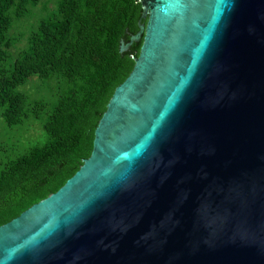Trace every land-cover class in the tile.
I'll use <instances>...</instances> for the list:
<instances>
[{
  "label": "water",
  "instance_id": "1",
  "mask_svg": "<svg viewBox=\"0 0 264 264\" xmlns=\"http://www.w3.org/2000/svg\"><path fill=\"white\" fill-rule=\"evenodd\" d=\"M137 1L90 156L0 264H264V0Z\"/></svg>",
  "mask_w": 264,
  "mask_h": 264
},
{
  "label": "trees",
  "instance_id": "2",
  "mask_svg": "<svg viewBox=\"0 0 264 264\" xmlns=\"http://www.w3.org/2000/svg\"><path fill=\"white\" fill-rule=\"evenodd\" d=\"M39 1L0 0L1 117L9 128L42 123L40 139L21 151L8 154L0 142V225L58 190L90 156L98 121L142 43L119 51L138 30L139 1L56 0L15 54L11 28ZM34 77L55 81L56 92L32 99L20 87Z\"/></svg>",
  "mask_w": 264,
  "mask_h": 264
},
{
  "label": "rangeland",
  "instance_id": "3",
  "mask_svg": "<svg viewBox=\"0 0 264 264\" xmlns=\"http://www.w3.org/2000/svg\"><path fill=\"white\" fill-rule=\"evenodd\" d=\"M55 4L56 0H40L36 5L30 6V11L26 16L14 22L11 32L18 37L17 45L13 48L15 54L27 45L31 30L36 28L39 20L46 17ZM55 84V81L47 83L38 77H34L21 86L20 89L29 94L32 99L50 98L56 92V89L51 90V87L55 86ZM0 128L2 132L0 142L6 148L7 153L12 154L13 152L21 151L30 143L37 142L40 139L42 123L33 119L20 127L9 128L0 114Z\"/></svg>",
  "mask_w": 264,
  "mask_h": 264
}]
</instances>
